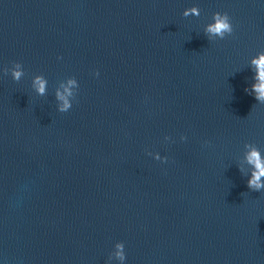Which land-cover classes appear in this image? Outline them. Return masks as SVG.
Returning <instances> with one entry per match:
<instances>
[{"label": "water", "instance_id": "1", "mask_svg": "<svg viewBox=\"0 0 264 264\" xmlns=\"http://www.w3.org/2000/svg\"><path fill=\"white\" fill-rule=\"evenodd\" d=\"M261 50V0H0V261L106 264L122 240L127 264H264V190L238 167L264 148Z\"/></svg>", "mask_w": 264, "mask_h": 264}, {"label": "clouds", "instance_id": "2", "mask_svg": "<svg viewBox=\"0 0 264 264\" xmlns=\"http://www.w3.org/2000/svg\"><path fill=\"white\" fill-rule=\"evenodd\" d=\"M264 3V0H261ZM199 15V12H186L185 15ZM204 31L210 39H224L226 36L234 32V24L232 17L227 11H216L212 14L211 19L204 26ZM248 65L251 66L253 75V82L250 88H246L250 94L254 95L259 103H264V50L258 51L252 55ZM12 78L15 81H20L25 75V68L19 61L13 62L10 69ZM99 75V72L96 73ZM49 81L44 74H36L32 78V88L43 96L48 90ZM80 88L79 80L75 76H68L61 80L55 89V96L57 100V110L59 112H67L73 107L74 100ZM181 140H187V136H181ZM165 140H172L171 136H166ZM242 162L238 167L248 179V187L253 190H264V148L254 143H245ZM157 160H167V156L154 154ZM245 165H247V172H245ZM128 256L126 252L125 242L116 241L112 251L109 254L106 264H127ZM3 264V261H0Z\"/></svg>", "mask_w": 264, "mask_h": 264}]
</instances>
